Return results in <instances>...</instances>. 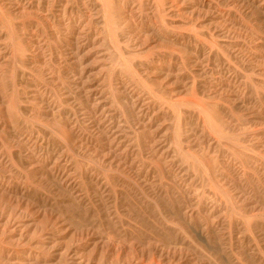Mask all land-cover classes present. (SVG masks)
Returning a JSON list of instances; mask_svg holds the SVG:
<instances>
[{
  "label": "bare ground",
  "instance_id": "6f19581e",
  "mask_svg": "<svg viewBox=\"0 0 264 264\" xmlns=\"http://www.w3.org/2000/svg\"><path fill=\"white\" fill-rule=\"evenodd\" d=\"M0 264H264V0H0Z\"/></svg>",
  "mask_w": 264,
  "mask_h": 264
}]
</instances>
